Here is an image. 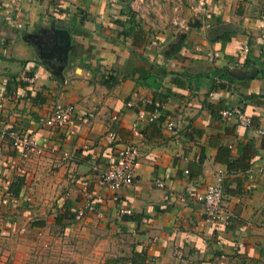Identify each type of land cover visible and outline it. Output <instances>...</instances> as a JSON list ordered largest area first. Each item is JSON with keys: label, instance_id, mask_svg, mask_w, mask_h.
<instances>
[{"label": "crops", "instance_id": "0c3cea01", "mask_svg": "<svg viewBox=\"0 0 264 264\" xmlns=\"http://www.w3.org/2000/svg\"><path fill=\"white\" fill-rule=\"evenodd\" d=\"M169 1L0 0L21 22L0 19V130L54 149L25 159L0 139L3 218L44 255L27 264H139V253L142 264H264V147L253 132L264 129V74L250 64L264 62V12L258 0H203L197 15ZM68 104L72 126L43 125ZM234 105L254 129L219 119ZM156 106L155 120H139ZM128 145L132 185L99 187ZM208 185L221 189L219 222L187 198Z\"/></svg>", "mask_w": 264, "mask_h": 264}, {"label": "built area", "instance_id": "2783aa9c", "mask_svg": "<svg viewBox=\"0 0 264 264\" xmlns=\"http://www.w3.org/2000/svg\"><path fill=\"white\" fill-rule=\"evenodd\" d=\"M168 1V0H164ZM172 1V0H170ZM169 1V2H170ZM189 5V10L191 13L200 14L203 11L204 3L203 0H184ZM8 20L14 24L16 28H21V22L18 18V12L10 11L4 13L0 7V19ZM171 24L178 25V21L175 20ZM179 24H182L181 22ZM243 52H246V47H243ZM24 82L28 84L33 83L32 77H24ZM2 108V103L0 102V109ZM159 106H156L153 109V112L149 116H145L140 113L138 115L139 120L148 119V121L155 120L158 116ZM75 110L72 105H56L51 109L50 113L42 118L43 125L48 129H62L70 127L74 123ZM219 119L222 122L230 121L234 119L236 124L244 129H254L251 117L248 116L242 109L234 105L225 109H222L218 112ZM176 123L175 121H168L165 123V128L169 131L173 130ZM254 134L259 139H264V129H254ZM110 138H113V135L110 134ZM0 139L6 140L9 142L10 146L18 151L22 158L27 159L30 156L41 157L45 153H53L54 149L49 148L45 145H40L36 140L21 135L17 131L12 129H1L0 130ZM66 154L62 155V158H66ZM4 165H9L10 167L14 166L13 161H6ZM138 166V153L137 149L128 145L121 149H118L115 154V159L113 162L109 163L108 166L100 171L97 183L98 186L104 188L108 191L114 192L120 188L128 187L132 185L133 173ZM258 172L264 173V161L261 166L257 169ZM186 173V172H185ZM251 170L247 171V174L250 175ZM154 186L158 189H163L164 185L161 182H154ZM11 196L9 192L5 193L0 198V206L7 207L9 201L8 198ZM187 198L190 201L202 205L205 215V220L210 223L219 222L222 220L223 210H222V194L221 189L218 185H208L204 189H191L187 192ZM90 209L89 202L87 200L83 201L82 206H80L75 214L74 219L76 221L81 220L83 217L84 211ZM123 215L129 216L130 211H122Z\"/></svg>", "mask_w": 264, "mask_h": 264}, {"label": "rangeland", "instance_id": "374dc122", "mask_svg": "<svg viewBox=\"0 0 264 264\" xmlns=\"http://www.w3.org/2000/svg\"><path fill=\"white\" fill-rule=\"evenodd\" d=\"M258 1L264 12V0ZM4 216L8 214L5 213V208L0 206V264H27L30 258L38 261L39 257H44V255H39V249L29 246V241L24 237L26 233L14 230L11 227L12 222L10 224V220L7 217L3 218ZM48 256H53V254L48 253ZM38 262L42 260L39 259Z\"/></svg>", "mask_w": 264, "mask_h": 264}, {"label": "trees", "instance_id": "16d2710c", "mask_svg": "<svg viewBox=\"0 0 264 264\" xmlns=\"http://www.w3.org/2000/svg\"><path fill=\"white\" fill-rule=\"evenodd\" d=\"M249 61V59H246V61H245V63H244V65L246 64V65H248L249 63H247ZM250 64L251 65H256V66H258L260 69H262L261 70V74H264V69H263V67H264V62L263 61H261V62H259L258 60H253L252 62H250ZM213 74L214 75H217L218 77H219V79H221V80H224V78H225V74L224 73H222V72H220L219 71V73L217 72V73H215V72H213ZM226 79V78H225ZM262 141V147H264V139H262L261 140ZM219 154H220V156H223V157H226L227 156V153H226V151H225V149H220L219 150ZM199 162H201V158H199ZM13 187V186H12ZM12 187H10V188H12ZM13 192V194L15 193V191H12ZM36 226H40V224L38 223V222H35L34 223ZM134 257H136V258H138L137 260L139 261V264H142L143 263V260H144V256H143V253L141 254V253H139V254H134L133 256H132V259L134 258Z\"/></svg>", "mask_w": 264, "mask_h": 264}, {"label": "water", "instance_id": "95a60500", "mask_svg": "<svg viewBox=\"0 0 264 264\" xmlns=\"http://www.w3.org/2000/svg\"><path fill=\"white\" fill-rule=\"evenodd\" d=\"M60 37H63V35L61 34V36ZM64 39V38H63ZM64 41H65V39H64ZM67 42V41H66ZM66 46V45H65Z\"/></svg>", "mask_w": 264, "mask_h": 264}]
</instances>
